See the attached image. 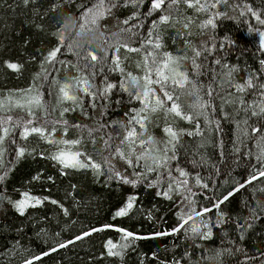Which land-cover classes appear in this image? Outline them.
<instances>
[{"label": "trees", "instance_id": "trees-1", "mask_svg": "<svg viewBox=\"0 0 264 264\" xmlns=\"http://www.w3.org/2000/svg\"><path fill=\"white\" fill-rule=\"evenodd\" d=\"M151 3L152 0H142L138 6H118L101 18L97 29L105 33L107 53L94 45L100 59L91 62L85 59L88 45L75 39V31L68 36L66 18L74 17L79 26L81 13L91 6L92 0H30L28 5L22 0H0V102L19 100L23 104L24 96L37 98V93L40 101L39 105H32L31 116L25 107H12L0 112V118L32 119L34 126H40L42 121L54 122L55 130L48 124L50 139L80 140L75 149L102 163L108 155L107 144L119 146L131 127L129 114L144 107L130 93L143 89L146 71L142 54L152 48L147 40L158 37V54L170 53L176 58L178 71L191 82L174 93V98L180 94L177 102L182 109L196 100V95L187 94L193 85L200 99L210 102L206 114L196 115L191 121L168 113L171 101L155 112L141 113L148 117L145 137L150 135L157 142H166L167 126L180 133L174 148L176 159L170 161V167L190 174L194 205L182 208V196L175 192L171 199L158 196V191L166 190V182L159 188L147 187L149 181L157 178L155 172L133 187L110 176L107 164H103L100 174L91 168L64 169L50 158L57 147L48 139L32 134L25 140L21 137L22 129L14 128L4 140V168L0 169V175L7 173L3 182V195L7 198L0 201V264H24L34 256L42 257L35 264H264V177L235 191L218 210L196 218L198 222H207L211 229L208 238L183 229L175 235L152 238L154 233L175 227L181 211L211 207L264 167V161L257 160L264 147L260 143L261 133L252 130L264 131V114L253 115L246 108L261 99V90L254 87L240 93L233 86L244 84L249 78L254 85L264 84V49L259 44L264 25L244 7H250L264 19V0H226L208 10L189 7L183 0L171 6L165 0L161 9L151 10ZM169 14L166 23H156L153 28L154 22ZM209 19L213 25H207ZM118 41L128 47L115 52L112 46ZM73 44L80 49L70 47ZM57 47L60 52L56 60L47 62L45 58ZM196 52L200 55L196 56ZM116 55L123 72L114 69ZM6 62L20 64V71L8 68ZM223 65L235 69L230 78ZM129 73L137 77L139 86L131 83ZM80 77L88 78L94 89L103 88L105 82L116 87L106 99L93 100L78 91V105L61 101L60 85ZM152 79H156L154 73ZM125 81L127 91L121 86ZM209 86L214 89L211 97L207 95ZM151 87L163 98L159 85ZM237 98L243 103L235 102ZM65 108L69 111L65 112ZM135 127L140 133L139 125ZM13 139L15 143H11ZM18 147H24L26 152L15 159ZM136 150L139 152V147ZM168 155L172 156L173 151ZM112 164L129 177L133 171H141L128 167L118 156ZM37 175L40 179L34 180ZM197 175L202 178L201 185L195 184ZM203 184L208 187H202ZM25 191L48 199L39 206L27 207L21 215L10 201L20 200ZM133 195L136 200L128 214L115 216ZM218 216H222V223H216ZM105 225H115L145 238L131 240L123 255L110 256L107 241L119 245L123 234L111 228L92 231L104 229ZM208 227L202 224L201 232L208 231ZM85 232L91 235L76 239ZM60 244L67 246L60 248ZM53 248L57 250L52 251Z\"/></svg>", "mask_w": 264, "mask_h": 264}, {"label": "snow or ice", "instance_id": "snow-or-ice-1", "mask_svg": "<svg viewBox=\"0 0 264 264\" xmlns=\"http://www.w3.org/2000/svg\"><path fill=\"white\" fill-rule=\"evenodd\" d=\"M180 0H169V5H175L179 3ZM184 3H187L189 7H196L197 10H208L210 8H214L217 3L226 2V0H215V3H212L211 0H205L204 3H201V0H183ZM24 5H28L30 0H22ZM142 3V0H92V4L90 7H86L84 11L81 13V23L79 24V30H97V22L103 18L105 15L111 14L112 10L118 6H126L128 4H132L133 6H138ZM165 4V0H152L151 10H159ZM239 7V5H237ZM246 10L251 13L252 16L255 17L256 21L259 24L264 25V19H261L260 15L253 11L250 7L244 6ZM243 14V13H242ZM170 18L169 15L161 16L158 22H154L153 28H155L156 23H166ZM125 24L128 23L127 20L124 21ZM207 25H213V20H207ZM187 25H185L186 27ZM123 31H130L128 29H124ZM78 34V33H76ZM261 37V44L264 45V32L259 33ZM149 37H151V32L149 33ZM61 39H63V33L61 32ZM147 44H151L153 47V51L149 52L144 57L145 62V75L143 76V89L136 90L130 93V97L134 96L135 99L140 100L144 107L140 110H133L134 114H129V127L126 130V134L121 140L119 146H113V144L108 143V155L104 156L101 162L94 161L92 156L87 153H83L79 150L75 149V146L80 144V140H55L50 139L51 133L48 132V124H52L53 130H55V123L41 122L40 126H34L33 120L29 119L27 121L24 120H13L11 116H6L0 118V169L4 168V154L6 149L4 148V140L9 137L12 130L14 128H21L22 139H27L30 135L36 134L41 136L44 139H48V142L57 147V151L51 155V159L55 160L58 164H60L64 169H86L91 168L100 174V170L103 164H107L110 170V176L117 178L120 182L124 184H130L135 187L138 183H142L143 180L148 178L149 173H157V178L154 181H149L147 187H157L159 188L161 184L166 182L167 187L164 191H158V196H163L166 199L172 198V193L175 192L178 195L182 196L181 207L194 205V201L191 199V196L194 195L192 193L191 188L189 187V173L182 168L177 167L176 169H172L170 167V161L176 159L174 154L175 142L178 141L180 133L175 131L173 127L167 126L164 128V133L168 137L166 142H157L154 140L152 136H144V132H146L145 121L148 119L147 115H141V113H147L149 111L155 112L159 108H163L165 103L171 101V106L166 109L168 113H174L176 116L181 117L186 120H193L196 115H205V110L210 107V102H205L200 99L195 91V86L193 85L192 90L187 92L188 95H196V100L193 104L185 106L182 109L181 104L177 101L179 100V93L175 95L177 89L184 90L186 84H190L191 82L188 80L186 74L179 72V63L176 58H174L170 53L164 54H156L154 55L156 49L161 47L159 43V39L157 37L156 40L148 39ZM88 51L85 59L90 60L91 62H97L100 57H98L96 50H93L94 44H87ZM70 47H75L80 49L78 44L70 45ZM115 52L119 51L120 47H128L127 43H119L117 45L112 46ZM100 52L107 53V49L100 50ZM129 51H139L136 48H129ZM60 52V48H54L45 58V60L49 63L56 60L57 53ZM79 55V53H77ZM196 56H199L200 53L196 52ZM149 61L151 62L149 64ZM7 63V67L12 69L13 71H20L21 65L18 63ZM217 64L220 61H216ZM264 64V61H261ZM114 69H119L123 72V69H120V57L118 55L114 56L113 60ZM223 68L227 69L226 76L231 77L232 72L235 70L233 68H227V65H223ZM153 73L156 76V79H152ZM128 76L131 78V83L139 86V81L137 77L131 76L129 73ZM127 81L124 82L121 86L125 88L127 91V87L125 86ZM153 84H157L161 88V96L156 95L155 90L151 87ZM237 92L244 93L248 89H252L257 87L260 89V97L261 99L254 102L251 105H246V108H250L252 110L253 115L264 114V84L254 85L253 79L249 78L244 84H234ZM116 85L112 83L105 82L103 88L94 89V86L89 82L88 78L80 77L77 79H70L65 81L59 87V99L61 101H71L73 105H78L80 103V98L77 95V92H82L84 94L89 95L93 100L106 99L108 93L111 89L115 88ZM214 89L209 86V90L207 95L209 97L212 96ZM11 95V94H10ZM37 98L31 96H24L23 99L25 103L21 104L19 100L12 101L6 100L0 102V112L8 111L12 107H25L27 108L29 115L31 116L32 105H39L40 101ZM231 95V94H230ZM243 103L242 100L237 98V101ZM194 110V111H193ZM64 111H69L68 108H65ZM192 111V114L189 112ZM66 123V122H65ZM135 125H139L141 132L137 133ZM254 133H261L260 135V143L264 145V131L260 128H253ZM199 134V126L197 125V132ZM189 135H193V133H189ZM112 138L109 137V140ZM11 143H15L13 139ZM157 143L161 144V147H157ZM137 147H139L140 151L137 152ZM126 149V150H125ZM173 151V155L169 156L168 152ZM26 149L24 147H18L16 150L15 159H19L25 155ZM119 157L124 161V163L130 168H140L141 171L136 172L133 171L132 176L129 177L124 175L119 170L115 168L112 164V159L114 157ZM258 161H264V147L261 148L260 155L257 156ZM163 170V171H161ZM173 172L177 173V175H173ZM264 177V167L255 170L244 183L239 184L232 192L227 193L222 198H218L217 201L212 204L211 207H204L201 211H196L195 207H190L189 211H181L178 214L179 223L173 227L170 231H162L153 234L152 238L158 236H170L179 233L182 229L185 231H191L193 234H198L203 236L204 238H208L211 236V229L208 227L207 222L205 221H197V217H203L207 213L212 212L214 209L218 210L220 205L225 201L229 200V198L234 195L235 191H239L241 188L246 187L247 184L253 183V181L258 180ZM7 179V173L4 175H0V201L5 200L7 197L3 195V182ZM34 180H39L40 176L37 175L33 177ZM49 180L52 177H48ZM195 184L201 185L202 178L197 175L194 177ZM202 187L207 188V184H203ZM187 193V195H185ZM47 197H36L30 194L29 191H25L22 193V198L18 201H10L16 210L23 215L26 211L27 207H35L41 205ZM136 197L130 196L126 202L125 207L119 209L115 216L122 217L128 214V211L131 210L134 206V202ZM52 203H57V201L53 200ZM222 216H218L216 223H222ZM204 227H208V231L201 232V225ZM187 226V228H186ZM111 228L112 230L121 232L122 240L118 244L113 243L112 240H108L106 244L107 254L110 256H121L123 255L124 249L129 246L131 240L134 239H144L145 237L136 236L133 232L127 231L126 229H121L116 227L115 225H105L104 229H93L92 231H101ZM91 235V232H85L82 236H77L76 239H82L84 236ZM127 242V243H126ZM67 244H60L59 247H66ZM56 248H53L52 251H56ZM49 253H44L47 255ZM41 256H34L30 259L24 261V264H35V261L41 259ZM178 264V262H177Z\"/></svg>", "mask_w": 264, "mask_h": 264}, {"label": "clouds", "instance_id": "clouds-1", "mask_svg": "<svg viewBox=\"0 0 264 264\" xmlns=\"http://www.w3.org/2000/svg\"><path fill=\"white\" fill-rule=\"evenodd\" d=\"M66 31L68 36H72L73 31L78 33L75 39H77V41L81 45H87L91 43L94 44L97 49H107V44L105 42V33L99 31L98 29L92 31H80L74 17L69 16L66 18Z\"/></svg>", "mask_w": 264, "mask_h": 264}, {"label": "rangeland", "instance_id": "rangeland-1", "mask_svg": "<svg viewBox=\"0 0 264 264\" xmlns=\"http://www.w3.org/2000/svg\"><path fill=\"white\" fill-rule=\"evenodd\" d=\"M262 32H264V29L262 30ZM259 44L261 45V47L264 49V45L261 44V37L259 38ZM153 51V47L147 52V53H144L142 54V60H143V66H144V70H145V62H144V57L149 53V52H152ZM158 49L155 50V52H153L154 55L158 54ZM151 62L149 61V64ZM146 71V70H145Z\"/></svg>", "mask_w": 264, "mask_h": 264}]
</instances>
